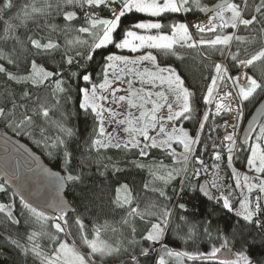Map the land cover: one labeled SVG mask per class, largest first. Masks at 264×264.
<instances>
[{
  "label": "snow or ice",
  "instance_id": "snow-or-ice-1",
  "mask_svg": "<svg viewBox=\"0 0 264 264\" xmlns=\"http://www.w3.org/2000/svg\"><path fill=\"white\" fill-rule=\"evenodd\" d=\"M256 97L264 0H0V125L59 169L31 153L23 170L4 161L0 264H186L222 250L218 264H258L230 247L264 245V110L240 124ZM133 170L147 176L121 182ZM187 191L232 213L231 231L194 219Z\"/></svg>",
  "mask_w": 264,
  "mask_h": 264
},
{
  "label": "trees",
  "instance_id": "trees-1",
  "mask_svg": "<svg viewBox=\"0 0 264 264\" xmlns=\"http://www.w3.org/2000/svg\"><path fill=\"white\" fill-rule=\"evenodd\" d=\"M214 0H202L203 3L205 4H210ZM201 15V14H198ZM197 16L189 15L188 19L192 20ZM161 63H171L174 64L175 66L180 67L181 69L183 68V65L181 64L180 61L175 60V58H169V57H162L161 58ZM203 86V82H201L199 85H197V92L199 94L200 89ZM75 98V95H74ZM259 99V97L254 98L252 101L248 102L245 107V117L253 107V105L256 103V101ZM202 103V102H201ZM227 115H225L223 118L225 119ZM244 117V119H245ZM242 120V123L244 121ZM211 122V121H210ZM223 119L218 118L217 123L222 124ZM73 123L80 129V132L82 135H87L88 132L92 128V121L91 120H86L85 117L81 114L77 118L73 120ZM3 127L6 131L10 132L11 134L15 135L11 130L6 129L4 126L0 125ZM189 129H192L194 127L193 123H187L185 125ZM221 132H223V128L220 129ZM16 136V135H15ZM26 142L32 149H34L36 152H38L44 161L49 164L51 167L58 169L57 162L54 159H51L48 157L41 148H39L32 139H30L27 136H16ZM246 160H241L240 162H237L235 166L237 167L238 170L240 171H245V165ZM59 170V169H58ZM230 175V172H229ZM147 176V173H140L138 171L133 170L130 175L127 177L121 176L120 180L121 182H125L126 180H135L137 184L141 182L142 179H144ZM0 183H2L0 181ZM115 184L112 186V195L115 194L114 188ZM65 192L68 194V198L71 199L72 196L75 194V190H69L65 189ZM8 199V197H5L3 194H0V202H5ZM179 199V198H178ZM186 204V209L189 213L193 215V218L196 220H200L203 218H206L209 213L212 214V219L214 221L213 227L219 226L221 229L227 228L229 231H231L230 225L235 222V217L232 213H228L227 210L221 209L219 206H216L215 211H213V205L211 202L207 201L206 197H204L202 194L198 193V191H187L186 194L183 196V200ZM19 203V198L17 197V204ZM254 234V233H253ZM259 237H257V242L253 243L251 236L245 237L244 240H241L239 242L236 241H230V247L233 248V251H238V250H244L252 260L257 261L258 264H264V245H261L259 242ZM169 245L172 247H176L179 250H191L193 245H189L187 249H185L182 245V242L177 241L173 238H169ZM219 241L216 242V246H219ZM201 251H207L210 250L211 245L208 243L206 240H201L198 245H197ZM2 259V258H0ZM218 259L215 260H196V261H187L186 264H218Z\"/></svg>",
  "mask_w": 264,
  "mask_h": 264
},
{
  "label": "water",
  "instance_id": "water-1",
  "mask_svg": "<svg viewBox=\"0 0 264 264\" xmlns=\"http://www.w3.org/2000/svg\"><path fill=\"white\" fill-rule=\"evenodd\" d=\"M216 2L217 0H214L212 3L208 4V6L211 7ZM259 100L260 98L256 101L249 113L246 115L242 123L243 128L246 129L249 126V122L256 120L260 116L261 111L264 110V103L259 102ZM5 140H7L9 143L6 144ZM28 153H31L33 156L38 157L40 163L49 168L51 171H58V169H55L47 164L42 156L34 149H32L26 142L6 131L3 127L0 126V172H2L5 167V160L10 161L12 165H15L19 161L23 170L24 157H26ZM26 175L28 176L29 182L33 185L34 190L39 189L42 193L54 194L53 188L49 185L42 184L39 177H33L30 173H26ZM4 179V175L0 174V181L3 182ZM225 254V251L222 250L217 254V259L219 260L221 258H224Z\"/></svg>",
  "mask_w": 264,
  "mask_h": 264
},
{
  "label": "rangeland",
  "instance_id": "rangeland-1",
  "mask_svg": "<svg viewBox=\"0 0 264 264\" xmlns=\"http://www.w3.org/2000/svg\"><path fill=\"white\" fill-rule=\"evenodd\" d=\"M190 21H191V20H190ZM227 117H228V116H226V118H227ZM226 118H225V119H226ZM228 118H229V117H228ZM222 123H223V122H222ZM240 124L242 125V121H240ZM245 171H246V170H245Z\"/></svg>",
  "mask_w": 264,
  "mask_h": 264
},
{
  "label": "built area",
  "instance_id": "built-area-1",
  "mask_svg": "<svg viewBox=\"0 0 264 264\" xmlns=\"http://www.w3.org/2000/svg\"><path fill=\"white\" fill-rule=\"evenodd\" d=\"M196 18H197V17H195L194 19H196ZM201 18H202V15H201ZM194 19H192V20H194ZM227 118H228V117H227ZM227 118H226V119H227Z\"/></svg>",
  "mask_w": 264,
  "mask_h": 264
}]
</instances>
